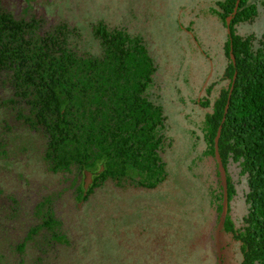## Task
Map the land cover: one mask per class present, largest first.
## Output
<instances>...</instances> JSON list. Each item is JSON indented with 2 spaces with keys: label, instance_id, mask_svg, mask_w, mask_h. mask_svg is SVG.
<instances>
[{
  "label": "trees",
  "instance_id": "obj_1",
  "mask_svg": "<svg viewBox=\"0 0 264 264\" xmlns=\"http://www.w3.org/2000/svg\"><path fill=\"white\" fill-rule=\"evenodd\" d=\"M237 1L217 3L215 14L227 29L225 65L192 99L198 112L193 110L188 135L192 147L202 143L204 156L213 159L208 197L215 236L224 207V180L215 154L221 126L218 150L226 171L227 206L220 235L225 232L239 243L241 264H264V35L238 31L240 24L253 22L258 11L251 0H239L234 12ZM92 32L99 54L79 48L76 25L44 14L19 15L0 0V100L5 97L19 123L43 137L48 171L71 174L73 193L83 202L108 184L119 191L161 187L171 176L165 155L174 142L166 106L152 90L159 63L145 39L105 20L94 23ZM85 170L93 172L86 191L79 182ZM234 177L243 184L247 203L238 223L227 214ZM54 204L52 195L37 203L40 220L16 245L17 264H24L28 242L36 247L39 262L56 251L58 243H75ZM106 213L110 216V208ZM138 221L143 230L153 231L151 220ZM155 235L154 242L138 241L143 254L133 249L129 254L98 255L93 246L78 245L81 253L71 264H204L200 255H163L160 243H172L159 232ZM215 257L219 264L218 254Z\"/></svg>",
  "mask_w": 264,
  "mask_h": 264
},
{
  "label": "rangeland",
  "instance_id": "obj_2",
  "mask_svg": "<svg viewBox=\"0 0 264 264\" xmlns=\"http://www.w3.org/2000/svg\"><path fill=\"white\" fill-rule=\"evenodd\" d=\"M3 1L19 15L44 14L76 25L81 32L77 45L95 54L100 53V45L92 25L99 20L143 37L159 63L157 87L152 90L166 106L174 142L165 155L171 176L161 187L119 191L108 184L83 202L73 193L71 174L48 171L43 137L19 123L4 97L0 100V264H17L16 245L40 220L36 205L47 195L54 196L56 215L63 219L76 244L60 242L56 251L39 262L36 247L28 242L24 264H71L74 255L81 253L78 245L93 246L98 255L129 254L133 249L143 254L138 241L153 238L154 242L158 232L172 243H160L163 255H200L204 264H216L218 250L208 197L213 159L204 156L202 143L192 147L189 135L193 110L198 112L192 99L203 93L208 81L225 65L222 45L227 29L215 14L217 3L224 0ZM251 1L257 6V17L240 24L238 31L262 36L264 0ZM83 179L84 175L79 179L81 184ZM234 179L235 194L230 197L227 214L238 223L246 214L247 203L243 184ZM141 218L155 224L152 232L143 230L137 222ZM220 255L222 264H241L239 243L225 232L220 235Z\"/></svg>",
  "mask_w": 264,
  "mask_h": 264
},
{
  "label": "water",
  "instance_id": "obj_3",
  "mask_svg": "<svg viewBox=\"0 0 264 264\" xmlns=\"http://www.w3.org/2000/svg\"><path fill=\"white\" fill-rule=\"evenodd\" d=\"M239 0L236 2L235 8H234V12H236L237 10V6H238ZM232 18V15H229L226 19V23L228 25V31H230L229 28V24H230V20ZM231 56L233 58L234 61V57L233 54L231 53ZM236 78V74L234 75V79ZM228 108V104L226 105V111ZM221 133V126L218 129L217 135L215 137V154H216V159L219 163V166L221 168V172H222V176H223V180H224V207L221 213V217L219 220V223L217 225V229H216V234H215V240H216V245H217V250H218V263L221 264V255H220V229H221V225L223 222V218H224V213L226 210V206H227V179H226V171H225V167L223 165L219 150H218V141H219V136ZM84 189L85 191L88 189L89 185L91 184V182L93 181V172L91 170H85L84 171ZM79 206H81V204L79 203Z\"/></svg>",
  "mask_w": 264,
  "mask_h": 264
}]
</instances>
